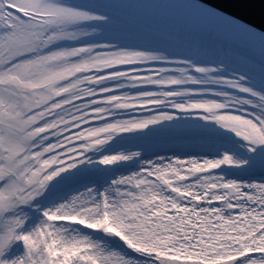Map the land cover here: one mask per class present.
Here are the masks:
<instances>
[{"label":"snow or ice","instance_id":"1","mask_svg":"<svg viewBox=\"0 0 264 264\" xmlns=\"http://www.w3.org/2000/svg\"><path fill=\"white\" fill-rule=\"evenodd\" d=\"M217 0H0V264H264V22Z\"/></svg>","mask_w":264,"mask_h":264},{"label":"water","instance_id":"2","mask_svg":"<svg viewBox=\"0 0 264 264\" xmlns=\"http://www.w3.org/2000/svg\"><path fill=\"white\" fill-rule=\"evenodd\" d=\"M216 6L257 27L264 22V0H217Z\"/></svg>","mask_w":264,"mask_h":264},{"label":"rangeland","instance_id":"3","mask_svg":"<svg viewBox=\"0 0 264 264\" xmlns=\"http://www.w3.org/2000/svg\"><path fill=\"white\" fill-rule=\"evenodd\" d=\"M159 2H166V0H159Z\"/></svg>","mask_w":264,"mask_h":264}]
</instances>
